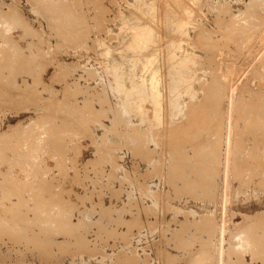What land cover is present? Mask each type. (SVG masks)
I'll list each match as a JSON object with an SVG mask.
<instances>
[{"label": "rangeland", "instance_id": "1", "mask_svg": "<svg viewBox=\"0 0 264 264\" xmlns=\"http://www.w3.org/2000/svg\"><path fill=\"white\" fill-rule=\"evenodd\" d=\"M0 219V264H264V0H0Z\"/></svg>", "mask_w": 264, "mask_h": 264}, {"label": "bare ground", "instance_id": "2", "mask_svg": "<svg viewBox=\"0 0 264 264\" xmlns=\"http://www.w3.org/2000/svg\"><path fill=\"white\" fill-rule=\"evenodd\" d=\"M61 3V2H60ZM51 5V4H50ZM76 7H77V4H76ZM54 10V9H53ZM17 11V10H16ZM69 11V10H68ZM15 12V11H14ZM11 14V13H10ZM53 14V13H52ZM58 13H56V15H57ZM60 15V14H59ZM63 15V14H62ZM11 16H12V14H11ZM61 16V15H60ZM13 17H14V15H13ZM15 17H16V15H15ZM65 18V17H64ZM13 19V18H12ZM23 19H24V17H23ZM23 21V20H22ZM56 21V20H55ZM54 22V21H53ZM61 24V23H60ZM62 25V24H61ZM74 25V24H73ZM78 26V25H77ZM76 26V27H77ZM59 27V26H58ZM54 28V27H53ZM25 29V28H24ZM63 29V28H62ZM62 31V30H61ZM65 32V31H64ZM147 43H149V42H147ZM81 44V43H80ZM146 45V44H145ZM16 46V45H15ZM79 47V46H78ZM20 50V49H19ZM31 56V55H30ZM20 57V56H19ZM26 59V58H25ZM24 59V60H25ZM30 60V59H29ZM113 62V61H112ZM133 62V61H132ZM144 63H145V61H143ZM147 62V61H146ZM149 62H151V61H149ZM134 63V62H133ZM141 63V62H140ZM16 64V63H15ZM30 64V63H29ZM203 64V63H202ZM132 63L130 64V71H131V69H132ZM135 65H137V62H136V64ZM145 65H147V64H145ZM144 65V66H145ZM134 66V65H133ZM140 66V65H139ZM144 66L142 67V65H141V67H139L140 69L141 68H144ZM135 68H136V66H134ZM133 67V69L132 70H134L135 68ZM24 68V67H23ZM137 68H138V66H137ZM22 69V68H21ZM128 70V71H129ZM136 70V69H135ZM28 71V70H27ZM123 71H124V69H123ZM126 71V70H125ZM124 71V72H125ZM130 71H129V73H130ZM137 71V70H136ZM135 71V72H136ZM141 70H139V72H140ZM144 71H145V69H144ZM88 72V71H87ZM122 72V71H121ZM134 72V71H133ZM142 72V71H141ZM182 72H183V70H182ZM30 73V72H29ZM128 73V72H127ZM137 73V72H136ZM187 73H188V71H187ZM190 73V72H189ZM122 74V73H121ZM133 75L132 76H135V74L134 73H132ZM177 74V73H176ZM185 74H186V72H185ZM128 75V74H127ZM153 75H154V73H151V72H144V73H137L136 74V78L137 79H140L141 81L144 79L145 81H146V85H143V87H142V89H141V91H138L137 92V94L139 95V96H147V97H149V99H151V100H153V101H155L156 100V98H155V93H153V90H154V87H152V89L150 88V86H152V78H153ZM185 76V75H184ZM126 77V76H125ZM180 77V76H179ZM187 77H188V75H187ZM12 79V78H11ZM127 79V78H126ZM178 79V78H177ZM180 79H182V78H180ZM122 80V79H121ZM135 80V79H134ZM184 80V79H183ZM194 80H195V78H194ZM180 82V81H179ZM128 82H127V80L126 81H124V83H122V86H123V88L124 89H127L128 88V84H127ZM215 83V82H214ZM190 84V83H189ZM205 84V83H204ZM201 85V84H200ZM214 85V84H213ZM219 85V84H218ZM205 86V85H204ZM191 88V87H190ZM216 88V87H215ZM214 88V89H215ZM204 90V89H203ZM220 91L222 90V89H219ZM189 91V90H188ZM212 92V91H211ZM214 92V91H213ZM32 95V94H31ZM15 96V95H14ZM19 96V95H18ZM17 96V97H18ZM20 96H22V94L20 95ZM214 96V95H213ZM217 96H218V93H217ZM216 97V96H215ZM11 98V97H10ZM20 98V97H19ZM6 99V98H5ZM12 99V98H11ZM17 99V98H16ZM38 99V98H37ZM104 99V98H103ZM23 100V99H22ZM36 101H38V100H36ZM214 101H215V99H214ZM218 101V100H217ZM6 102V101H5ZM187 102H189V101H187ZM209 102V101H208ZM211 102V101H210ZM20 103H21V100H20ZM214 103V102H213ZM216 103V102H215ZM185 104V103H184ZM136 105H137V102H136V100H133V103H132V107L133 108H135L136 107ZM206 105H207V103H206ZM214 106L216 105V104H213ZM170 106V105H169ZM218 107V106H217ZM194 108V107H193ZM215 108V107H214ZM38 109V108H37ZM191 110V109H190ZM201 111V110H200ZM216 111V110H215ZM188 112V111H187ZM190 112V111H189ZM194 112V111H193ZM185 113V112H184ZM175 114V113H174ZM215 114V113H214ZM41 117V116H40ZM54 117V116H53ZM208 117V116H207ZM206 117V118H207ZM205 119V118H204ZM202 120V119H201ZM200 120V121H201ZM96 121V120H95ZM203 121V120H202ZM205 121V120H204ZM208 121V120H207ZM209 122V121H208ZM119 123V122H118ZM207 123V122H206ZM203 124V123H202ZM209 124V123H208ZM119 125V124H118ZM205 125V124H204ZM103 126V125H102ZM105 127H107V126H105ZM202 127V126H201ZM116 128V127H115ZM132 128V127H131ZM204 129V128H203ZM202 129V130H203ZM132 132V131H131ZM136 133V132H135ZM128 134V133H127ZM202 135V134H201ZM38 136V135H37ZM117 136V135H116ZM200 136V135H199ZM210 136V135H209ZM193 137V136H192ZM201 137V136H200ZM215 137H216V135H215ZM40 138H41V136H40ZM104 138V137H103ZM190 138V137H189ZM218 138V137H217ZM193 139V138H192ZM203 139V138H202ZM213 140V139H212ZM94 141V140H93ZM36 142V141H35ZM190 142V141H189ZM205 142H207V141H205ZM205 142H203V143H205ZM211 142V141H210ZM209 143V142H208ZM214 144V143H213ZM218 144V143H217ZM207 145H209V144H207ZM206 145V146H207ZM219 145V144H218ZM217 145V146H218ZM146 146V145H145ZM210 146V145H209ZM216 146V145H215ZM39 147H41V146H39ZM201 147H202V145H201ZM208 147V146H207ZM212 147H214L213 145H212ZM220 147V146H219ZM205 148V147H204ZM209 148H211V147H209ZM216 148V147H215ZM206 149V148H205ZM212 149V148H211ZM217 149V148H216ZM202 150V149H201ZM106 151V150H105ZM199 151H200V149H199ZM206 151V150H205ZM204 151V152H205ZM207 151H209V149L207 150ZM103 152V151H102ZM213 152V151H212ZM37 153V152H36ZM35 153V154H36ZM201 153V152H200ZM206 153V152H205ZM214 153H216V152H214ZM34 154V153H33ZM34 154V155H35ZM202 154V153H201ZM212 154V153H211ZM211 154H209V156H211ZM104 155V154H103ZM178 155H179V153H178ZM203 155V154H202ZM205 155V154H204ZM214 155V154H213ZM217 155V154H216ZM106 156V155H105ZM198 156V155H197ZM201 156V155H200ZM199 156V157H200ZM202 157V156H201ZM208 157V156H207ZM213 157V156H212ZM204 158V157H203ZM211 158V157H210ZM189 159V158H188ZM208 159H209V157H208ZM212 159V158H211ZM210 159V160H211ZM214 159V158H213ZM204 160V159H203ZM217 160V159H216ZM205 161V160H204ZM211 162H213V161H211ZM204 163V162H203ZM208 163V162H207ZM32 164V163H31ZM186 164V163H185ZM178 168V167H177ZM191 169V168H190ZM201 170V169H200ZM191 172V171H190ZM189 172V173H190ZM199 172V171H198ZM216 172V171H215ZM184 174V173H183ZM191 174V173H190ZM10 175V174H9ZM201 175V174H200ZM198 177V176H197ZM189 178V177H188ZM39 180V179H38ZM205 184V183H204ZM213 184V183H212ZM49 185V184H48ZM187 185V184H186ZM210 185V184H209ZM189 186V185H188ZM202 186V185H201ZM213 186V185H212ZM211 186V187H212ZM50 187V186H49ZM55 187V186H54ZM195 187V186H194ZM194 187H191L192 189L194 188ZM206 187V186H205ZM204 187V188H205ZM61 191V190H60ZM38 192V191H37ZM196 192V191H195ZM32 193V192H31ZM53 195V194H52ZM204 196V195H203ZM54 197V196H53ZM209 197V196H208ZM6 198V197H5ZM195 198V197H194ZM33 200V199H32ZM61 200V199H60ZM19 202V201H18ZM9 203V202H8ZM41 203V202H40ZM53 203V202H52ZM61 203V202H60ZM14 205V204H13ZM18 205V204H17ZM16 205V206H17ZM36 205V204H35ZM24 206H26V205H24ZM41 206V205H40ZM43 206V205H42ZM20 207V206H19ZM23 207V206H22ZM38 207V206H37ZM98 208V207H97ZM40 209V208H39ZM51 209V208H50ZM12 210H13V208H12ZM6 211V210H5ZM15 211V210H14ZM40 212V211H39ZM48 213V212H47ZM114 213V212H113ZM121 213V212H120ZM37 214V213H36ZM62 214V213H61ZM40 214H38L37 215V217L39 216ZM65 215V214H64ZM35 216V215H34ZM42 216V215H41ZM58 216V215H57ZM119 216V215H118ZM5 217V216H4ZM11 217V216H10ZM9 217V218H10ZM50 217V216H49ZM15 218V217H14ZM35 218H36V216H35ZM42 217H40L39 219H41ZM21 219H23V218H21ZM26 219V218H25ZM48 219V218H47ZM46 219V220H47ZM62 219V218H61ZM1 220V219H0ZM37 220H38V218H37ZM156 220V219H155ZM211 220V219H210ZM12 221V220H11ZM45 221V220H44ZM43 221V222H44ZM52 221V220H51ZM54 221H55V219H54ZM56 221H58V220H56ZM208 221V220H207ZM6 222H8V221H6ZM20 222V221H19ZM39 222V221H38ZM42 222V223H43ZM46 222V221H45ZM111 222V221H110ZM115 222V221H114ZM3 223V222H2ZM109 223V222H108ZM9 224V223H8ZM12 224V223H11ZM35 224V223H34ZM58 224H59V222H58ZM64 224V223H63ZM68 224H69V222H68ZM74 224V223H73ZM85 224V223H84ZM1 225V224H0ZM33 225V224H32ZM56 225V224H55ZM60 225V224H59ZM189 225V224H188ZM191 225V224H190ZM196 225V224H195ZM203 225V224H202ZM201 225V226H202ZM29 226V225H28ZM62 226V225H61ZM70 226H72V225H70ZM77 226V225H76ZM100 226V225H99ZM5 227V226H4ZM3 227V228H4ZM31 227V226H30ZM96 227V226H95ZM154 227V226H153ZM204 227V226H203ZM210 227V226H209ZM1 228H2V226H1ZM50 228V227H49ZM65 228V227H64ZM69 228V227H68ZM114 228V227H113ZM7 229V228H6ZM41 229H42V227H41ZM47 229V228H46ZM62 229H63V227H62ZM61 229V230H62ZM110 229V228H109ZM202 229V228H201ZM214 229V228H213ZM33 230V229H32ZM49 230V229H48ZM72 230V229H71ZM210 230V229H209ZM59 231V230H58ZM69 231H70V229H69ZM69 231H67V232H69ZM1 232V231H0ZM20 232V231H19ZM83 232V231H82ZM186 232V231H185ZM2 233H4V232H2ZM66 233V232H65ZM115 233V232H114ZM175 233V232H174ZM210 233V232H209ZM12 234V233H11ZM21 234V233H20ZM34 234V233H33ZM67 234V233H66ZM78 234V233H77ZM116 234H118V233H116ZM177 234H178V232H177ZM184 234V233H183ZM213 234V233H212ZM8 235V234H7ZM64 235V234H63ZM179 235V234H178ZM177 235V236H178ZM1 236V235H0ZM11 236V235H10ZM10 236H8V237H10ZM170 236H172V235H170ZM181 236V235H180ZM210 236V235H209ZM4 237V236H3ZM24 237V236H23ZM82 237V236H81ZM127 237V236H126ZM191 237V236H190ZM207 237V236H206ZM212 237V236H211ZM22 238V237H21ZM73 238V237H72ZM1 239V238H0ZM16 239V238H15ZM23 239V238H22ZM32 239V238H31ZM50 239V238H49ZM195 239V238H194ZM244 239V238H243ZM3 240V239H2ZM21 240V239H20ZM25 240H27V239H25ZM30 240V239H29ZM28 240V241H29ZM48 240V239H47ZM207 240V239H206ZM14 241V240H13ZM19 241V240H18ZM194 241V240H193ZM198 241V240H197ZM42 242V241H41ZM188 242V241H187ZM202 242V241H201ZM20 243V242H19ZM48 243H49V241H48ZM206 243H208L209 244V242H206ZM34 244V243H33ZM62 244V243H61ZM161 244V243H160ZM185 244V243H184ZM194 244V243H193ZM20 245V244H19ZM54 245V244H53ZM59 245V244H58ZM70 245V244H69ZM68 245V246H69ZM60 246V245H59ZM62 246V245H61ZM183 246V245H182ZM160 247V246H159ZM175 247V246H174ZM184 247V246H183ZM59 248V247H58ZM68 248V247H67ZM66 248V249H67ZM38 249V248H37ZM44 249V248H43ZM81 248H79V250H80ZM178 249V248H177ZM196 249V248H195ZM198 249V248H197ZM45 250V249H44ZM85 250V249H84ZM16 251V250H15ZM47 251V250H46ZM45 251V252H46ZM202 252V251H201ZM13 253H14V251H13ZM23 253V252H22ZM32 253V252H31ZM42 253V252H41ZM48 254V253H47ZM53 254V253H52ZM155 254V253H154ZM190 254V253H189ZM61 255V254H60ZM26 256V255H25ZM51 256V255H50ZM24 257V256H23ZM144 257V256H143ZM11 258V257H10ZM20 259V258H19ZM136 260V259H135ZM173 260H174V258H173ZM205 260V259H204ZM136 261H138V260H136ZM175 261V260H174ZM177 261V260H176ZM122 262V261H121ZM124 262H125V260H124ZM206 262V261H205ZM199 263V262H198ZM4 264V263H3ZM56 264V263H55Z\"/></svg>", "mask_w": 264, "mask_h": 264}]
</instances>
